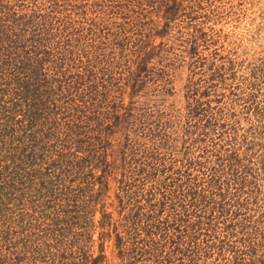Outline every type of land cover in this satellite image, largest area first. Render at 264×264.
<instances>
[{"label":"trees","instance_id":"trees-1","mask_svg":"<svg viewBox=\"0 0 264 264\" xmlns=\"http://www.w3.org/2000/svg\"><path fill=\"white\" fill-rule=\"evenodd\" d=\"M201 1L0 0V264H264V105L142 100Z\"/></svg>","mask_w":264,"mask_h":264},{"label":"rangeland","instance_id":"rangeland-1","mask_svg":"<svg viewBox=\"0 0 264 264\" xmlns=\"http://www.w3.org/2000/svg\"><path fill=\"white\" fill-rule=\"evenodd\" d=\"M196 10L197 21L205 32L198 48L201 57L198 61L208 64L213 60L216 65L224 66L210 80L206 66L193 68L187 58L180 62L177 59L180 57L174 56V52L179 53L176 49L179 41H176L172 54L163 55L165 58L153 65L157 72H149L143 89L146 98L142 100L150 107L156 102L162 107L178 108L185 105L187 96L191 95L187 91L188 84L190 90L198 85L199 92H209L202 99L211 107L224 105L228 114L233 113L234 119L239 120V127L248 128L249 119L254 117L246 108L247 99L253 95L255 103L264 105V0H202ZM158 42L159 39H155L154 43ZM158 72L165 82L169 81L165 87L169 88V93L158 92L161 82L152 80ZM221 73L224 81L218 77ZM110 246L106 253L110 257L109 264H114Z\"/></svg>","mask_w":264,"mask_h":264}]
</instances>
